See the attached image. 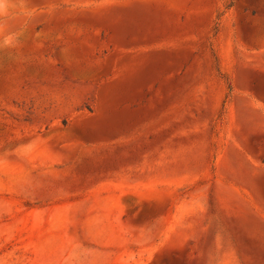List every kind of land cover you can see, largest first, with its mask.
Returning <instances> with one entry per match:
<instances>
[{
	"label": "rangeland",
	"instance_id": "1",
	"mask_svg": "<svg viewBox=\"0 0 264 264\" xmlns=\"http://www.w3.org/2000/svg\"><path fill=\"white\" fill-rule=\"evenodd\" d=\"M0 264H264V0H3Z\"/></svg>",
	"mask_w": 264,
	"mask_h": 264
},
{
	"label": "clouds",
	"instance_id": "2",
	"mask_svg": "<svg viewBox=\"0 0 264 264\" xmlns=\"http://www.w3.org/2000/svg\"><path fill=\"white\" fill-rule=\"evenodd\" d=\"M0 11H3V0H0Z\"/></svg>",
	"mask_w": 264,
	"mask_h": 264
}]
</instances>
